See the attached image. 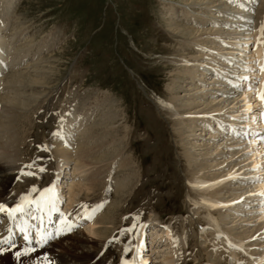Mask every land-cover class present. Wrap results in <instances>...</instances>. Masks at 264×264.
Instances as JSON below:
<instances>
[{"label":"rangeland","instance_id":"1","mask_svg":"<svg viewBox=\"0 0 264 264\" xmlns=\"http://www.w3.org/2000/svg\"><path fill=\"white\" fill-rule=\"evenodd\" d=\"M160 9V0H0V33L4 36L0 51L6 57L2 62L3 68L0 67V157L7 155L16 162H12L14 165H19L7 190L9 194L15 192L20 199L26 191L41 194L46 187L54 185L58 209L64 214H68L70 205L83 203L82 222H78L76 227L92 238L97 237L88 230V212L97 209L98 215L109 204L122 206L114 214L115 227L109 233L110 238L101 243L102 248L98 244L91 257L97 254L102 258L106 254L104 258L108 260H119V247L124 251L123 259L134 260L137 264L141 242L143 246L139 254L144 258L143 262L156 264L159 258L150 250L153 245L159 243L161 247L157 250L160 251L170 246L165 245L167 240L162 244V238L157 239L154 232L168 227L182 264H210L212 261L206 257L216 258L214 260L219 264H252L249 250L241 246L232 253L226 244L237 246L234 236L214 229L206 209L192 201L191 197L198 196L187 181L191 171L186 168L181 146L172 128V118L160 102V97L167 98V85L171 82L169 71L173 67L162 56L170 57L171 52L181 46V42L177 45V40L182 38L169 35ZM247 12L252 14L248 30L258 29L260 32L264 24V0H255ZM167 33L169 39L166 38ZM223 41L225 47H229L233 39L223 38ZM255 45V42L251 45L249 55L253 51L264 54V48L255 50ZM255 72H259V67ZM33 80L45 84L37 87ZM254 81L260 85L258 78ZM261 108L260 102L255 110L257 116ZM73 114L76 115L75 120L85 122L80 126L81 130H76L80 127L72 130L71 141L74 143L67 150L68 145L62 140L60 145L58 141ZM110 127L117 129L115 136L110 133ZM58 131L60 135H54ZM254 131L260 136L258 144H264L260 142L261 135H264L262 128L255 125ZM78 140L86 141V148L91 146L97 150L92 158H103L99 164L94 163L93 168H99L97 181L109 182L106 188L111 194L109 197L104 195L106 190L104 186L102 190V185L90 197H84L82 192L72 195L70 185L74 180L77 182L76 178L73 179L76 177L72 173L73 162L67 166L59 164L64 160L63 151L75 154ZM64 144L67 147L64 148ZM114 154L117 156L113 157ZM129 158L132 163L123 170L119 163L128 159V164ZM40 168L45 171H39ZM123 173L131 175H127L131 183H135L139 175L140 181L135 188L143 182L139 198L131 192L124 203L112 196L114 182L121 179ZM258 175L264 179V173ZM186 188L191 195H187ZM251 196L257 198L252 204L256 205V201L262 204L260 195ZM257 208L262 212V207H254ZM188 215L197 218L194 226L201 235L196 237L203 240L202 247L208 250V256L204 254L202 263H198L193 244L195 233L189 232L190 227L185 225V220L190 218ZM135 216L141 217L137 226L132 225ZM142 223L144 232L141 240L138 227ZM106 226L111 228L112 223ZM186 231L189 234L184 240ZM16 242L10 244L14 245L11 248L5 245L7 250L0 254V264L30 263L28 252L19 259L15 258L16 251L25 249L19 240ZM45 259V254H36L32 262L44 264Z\"/></svg>","mask_w":264,"mask_h":264},{"label":"bare ground","instance_id":"2","mask_svg":"<svg viewBox=\"0 0 264 264\" xmlns=\"http://www.w3.org/2000/svg\"><path fill=\"white\" fill-rule=\"evenodd\" d=\"M160 1V12L166 30L172 38H182L177 40V45L178 42H181V46H177L169 55L170 57L162 56V59L166 58L167 62L171 63L170 66L173 67L169 71L171 82L167 85V98L160 97V102L166 113L172 118V128L177 135L179 147L181 146L179 149L182 150L187 170L191 171L187 181L198 196V198L191 197L192 201L200 208L206 209L209 223L215 227L214 229L224 233L226 231L234 236L237 246L226 244L231 248L232 253L244 246L246 251L249 250L248 255L253 261L252 264H264V222H259L260 220L264 221V196L259 198L263 199L261 205H259L261 202L258 201H256V205L252 204L257 198L251 196H258V193L264 192V179L262 176L260 178L256 176L264 173V144H258L260 136L257 135V131H254L255 125H258V128H262V133L264 132V118L255 114L257 113L255 110L257 111L261 102L257 98V93L264 91V72L255 71L263 63L264 54L261 51L255 53L253 51L249 55L254 42L256 43L255 50L260 47L264 48V44L257 43V37L261 35V32H257L258 29L256 31L248 30V21L252 14L247 11L253 7L255 0H226L230 5L221 0ZM168 33L166 38L169 39ZM3 37L0 33L1 49ZM223 38H232V45L225 47ZM251 57L254 58L251 59ZM5 58V55L0 51V67L2 68ZM257 78L258 83L260 81L259 86L254 81ZM33 83L39 87L43 86L44 82L33 80ZM72 116L71 119L68 118L71 121H67L69 124H66V128L64 127L63 135L58 141V144L61 143L60 140L64 141L63 143L68 145L67 147L64 144V148L67 147V150L73 147L72 130L83 126L85 122L75 120L76 115L74 114ZM81 128L76 130H81ZM110 128V133L115 136L117 129ZM249 139L250 141H248ZM82 140H78L79 144L77 142V146L74 148V155L71 154L72 152L63 151L65 153L62 155L64 160L59 165L67 166L73 162L72 173L76 176L73 179L76 178L77 182L74 180L70 185L71 190L73 189L72 195L82 192L81 195L84 197H90L101 185V188L104 186L106 190L109 182L97 181L99 168H93V165L101 162L103 158H92V154L97 150L91 146L86 148L87 146L84 144L86 141ZM176 145L178 146V144ZM67 153L70 155L68 156ZM116 156V154L113 155V157ZM8 157L7 155L0 157V203L12 208L22 201L21 198L16 197L15 192L12 191L9 194L7 190L12 176L19 168V165H14L16 162ZM131 160L129 158L128 164H126L128 159L125 160L119 163V166L124 170L131 165ZM127 175L129 174L123 173L121 179H116L114 182L116 189L114 187L112 196L122 203L131 192L134 193V197L139 198L140 187L143 184L140 182L135 188L140 181L139 175H137L135 183H131L132 180L129 178L131 175ZM58 184L60 182H57ZM48 188L49 186L46 187V189ZM90 191L92 192L89 193ZM43 192L44 190L41 194ZM189 192L188 190L187 195H191ZM37 194L38 192L26 191L24 197L40 203H25V210L22 213H16L14 217H10L7 212H0V242L10 239L11 242L19 240V244H21L22 238H25L29 232L25 231L21 237V234L18 233L19 228L31 230V242L21 244L25 246V249H30L28 251L30 263L28 264H37L32 262L36 254L46 255L44 264H135L134 260L130 262L122 258L124 251L119 247V260L113 258L108 260L104 258L107 257L106 254L102 258L97 257V254L96 257L90 256L92 253L94 254L93 251L98 244L102 248L101 243L110 238L109 233L115 227L114 214L116 211H120L122 206H115L116 203H112L98 215L97 209L88 212L87 217L90 218L88 230L97 237L92 238L76 227L81 221L80 217L84 214L83 203L78 202L75 206L70 205L68 214H64L58 209V194L54 195L51 203L45 202L48 197L52 196L51 193L47 194L44 200L41 199L40 192ZM104 195L109 197L111 194L106 190ZM142 197L140 198L142 199ZM254 207H262V212ZM71 216L73 220H71ZM189 217L190 220H185V225L189 226L191 230L187 231H193L195 237L201 235L194 226L197 223V218ZM139 220H141L140 216L133 217L132 225L137 226ZM198 221L200 220L198 219ZM111 223V228L106 226ZM253 224H255V228L251 229ZM96 225L98 227L93 229V226ZM138 228V238L142 240L144 224L142 223ZM151 229H155V227ZM201 230L206 229L202 228ZM187 231L183 236L184 240L188 237L189 232ZM160 232L161 234H159ZM154 234L157 239L162 238V244L164 240H167L165 245L170 246L169 249L160 251L157 250L158 247H161L159 243L153 245L150 250L157 253V258H159L156 264H178L180 257L177 245L173 244L171 229L168 227L162 230L157 229ZM43 235L46 236L44 238H47L44 244H42ZM193 244L196 247L198 263H202L204 254L208 256V250L202 247L203 240H198L197 237L194 238ZM142 246L143 243L139 242L137 254L140 261L137 264H145L144 258L139 254ZM240 252L246 253L245 251ZM205 259L209 262L212 261L210 264H219L215 261L216 258L211 260L206 257Z\"/></svg>","mask_w":264,"mask_h":264},{"label":"snow or ice","instance_id":"3","mask_svg":"<svg viewBox=\"0 0 264 264\" xmlns=\"http://www.w3.org/2000/svg\"><path fill=\"white\" fill-rule=\"evenodd\" d=\"M261 35L259 37H257V43L258 44H264V24L261 25V29H260ZM259 71L264 72V64H260L259 67ZM257 98L261 101L262 103V108H261V118H264V91H261L259 93H257ZM54 135H60V132H56L54 133ZM261 139L264 140V136H261ZM39 171L43 172L45 171L44 168H40ZM28 175H32L34 173H26ZM33 191H36L35 188L32 189ZM51 193L52 196L48 197V199L45 201L46 203H51L52 202V198L55 195V186L53 185L51 188L45 189L44 192L41 194V199L44 200L45 196L47 194ZM258 195L260 196H264V192L258 193ZM22 203L16 204L15 207L12 208H8L7 205L0 203V212H7V214L10 217H14L16 213H22L25 210V203H40L39 201H32L29 200L28 197H22L21 198ZM70 230V229H69ZM21 231H23V229H21ZM59 235V233H57ZM25 239H27V237H25ZM9 245V248L14 247V245H10L8 240H4L2 242H0V254H3L7 249L5 248V245ZM30 249H24L22 251H16L14 253V256L16 259H19L22 255H25Z\"/></svg>","mask_w":264,"mask_h":264}]
</instances>
